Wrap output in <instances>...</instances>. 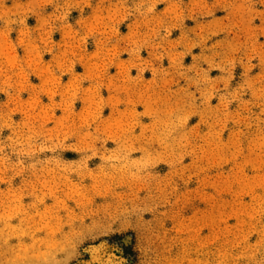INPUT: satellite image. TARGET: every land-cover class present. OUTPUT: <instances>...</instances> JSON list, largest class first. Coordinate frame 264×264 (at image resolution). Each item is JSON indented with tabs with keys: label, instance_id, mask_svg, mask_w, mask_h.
Returning a JSON list of instances; mask_svg holds the SVG:
<instances>
[{
	"label": "rangeland",
	"instance_id": "1",
	"mask_svg": "<svg viewBox=\"0 0 264 264\" xmlns=\"http://www.w3.org/2000/svg\"><path fill=\"white\" fill-rule=\"evenodd\" d=\"M88 2L0 0L8 246L68 264L260 260L262 6L112 0L107 19ZM25 213L35 237L11 231Z\"/></svg>",
	"mask_w": 264,
	"mask_h": 264
},
{
	"label": "clouds",
	"instance_id": "2",
	"mask_svg": "<svg viewBox=\"0 0 264 264\" xmlns=\"http://www.w3.org/2000/svg\"><path fill=\"white\" fill-rule=\"evenodd\" d=\"M98 2V12L108 11L109 16L107 17V19H111L112 8L110 7V5L112 3V0H98ZM243 4L245 6H255L256 4L262 6V10L258 13V16L262 20V24H264V0H243ZM88 6L91 7V0H89ZM261 34L264 35V27H262ZM219 48V44H213L211 45V47H208L207 52L210 55L204 59V63H209L210 67L213 66L212 61L223 55L220 51H218ZM231 51L234 53L239 51V49H232ZM259 91L262 99L260 104L261 117L258 119H260V123L264 125V79L261 80ZM28 139H31V137H28ZM2 151L3 147H0V152ZM36 215H39V213H37ZM13 218V215H0V220L5 222V227L0 228V239L3 240V244L0 245V249H3V251H0V257H3L6 252L11 254L6 259H0V264H68L67 259L58 260L56 258L57 249L54 245H50L47 250L43 251L40 250L39 247H37L38 242L36 241H34L32 244L27 245L21 242L14 247L8 246V239L10 237L7 236V229L10 227V225L7 224V221ZM43 230V227L37 226L35 217L28 216L26 213L20 219V225L16 228L11 229L12 232L18 233V236L21 238L25 236L35 237L36 232ZM54 235V232L49 234L50 237ZM58 251L63 252L64 248L60 247ZM261 256L262 258L260 260H253L252 264H264V251L261 252ZM190 264H211V262L208 260L201 261L199 259H194L190 262Z\"/></svg>",
	"mask_w": 264,
	"mask_h": 264
},
{
	"label": "bare ground",
	"instance_id": "3",
	"mask_svg": "<svg viewBox=\"0 0 264 264\" xmlns=\"http://www.w3.org/2000/svg\"><path fill=\"white\" fill-rule=\"evenodd\" d=\"M100 251V250H99ZM99 251H97V250H93L92 251V256L96 259V258H98L99 257V255H98V253H99ZM92 260V259H91ZM97 260V259H96ZM105 260V259H104ZM112 259H111V257H107V260L105 261V263L106 264H112Z\"/></svg>",
	"mask_w": 264,
	"mask_h": 264
}]
</instances>
